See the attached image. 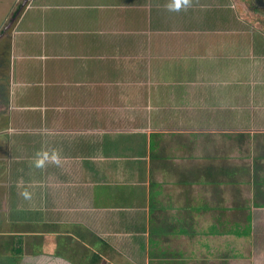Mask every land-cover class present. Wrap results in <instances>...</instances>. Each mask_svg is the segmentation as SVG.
Masks as SVG:
<instances>
[{
    "label": "crops",
    "instance_id": "crops-1",
    "mask_svg": "<svg viewBox=\"0 0 264 264\" xmlns=\"http://www.w3.org/2000/svg\"><path fill=\"white\" fill-rule=\"evenodd\" d=\"M20 1L0 0V248L264 264V0Z\"/></svg>",
    "mask_w": 264,
    "mask_h": 264
},
{
    "label": "rangeland",
    "instance_id": "rangeland-1",
    "mask_svg": "<svg viewBox=\"0 0 264 264\" xmlns=\"http://www.w3.org/2000/svg\"><path fill=\"white\" fill-rule=\"evenodd\" d=\"M22 1V0H21ZM21 1H20V3H21ZM188 3L189 2V0H184V3ZM206 2V1H205ZM204 2V3H205ZM19 4H15V5H13V8H14V10L16 9V7L18 6ZM172 11H176V10H172ZM0 13H1V11H0ZM10 17V15H7V17H6V19H5V21H4V23L6 22V21H8V20H10V19H8ZM169 24V23H168ZM134 25L133 24H131V26H130V28H132ZM2 27H3V25H2ZM1 27V28H2ZM0 28V29H1ZM8 36L7 37H4L6 40L9 38V34H7ZM3 60V59H2ZM5 176H7L5 173L3 174V172H2V170L0 171V183H1V185L0 186H3V187H6L7 186V183H8V180L6 179V177ZM8 177V176H7ZM1 242V241H0ZM3 250V251H2ZM24 258V257H23ZM34 258H38V257H36V256H34ZM33 258V259H34ZM24 259H27V262H28V264H30L31 262H32V264H38V262H41V260L39 259L38 260V262H37V260H32V256L30 257V256H28V257H25ZM19 260H21L20 259V256H15L13 253H9V251L8 250H4V249H2V248H0V264H18V262L17 261H19ZM20 264H26V263H24V262H21Z\"/></svg>",
    "mask_w": 264,
    "mask_h": 264
},
{
    "label": "flooded vegetation",
    "instance_id": "flooded-vegetation-1",
    "mask_svg": "<svg viewBox=\"0 0 264 264\" xmlns=\"http://www.w3.org/2000/svg\"><path fill=\"white\" fill-rule=\"evenodd\" d=\"M28 0H24V4L27 2ZM22 8V7H21ZM16 15V13H14V14H11L10 15V17L8 18V19H10V20H8V21H6L5 23H4V25H3V27L0 29V33L2 34V35H4V34H6L8 31H9V29H11L10 27H11V25H12V22H13V18H14V16Z\"/></svg>",
    "mask_w": 264,
    "mask_h": 264
},
{
    "label": "trees",
    "instance_id": "trees-1",
    "mask_svg": "<svg viewBox=\"0 0 264 264\" xmlns=\"http://www.w3.org/2000/svg\"><path fill=\"white\" fill-rule=\"evenodd\" d=\"M13 254L15 255V256H17V255H20L21 254V249H16V248H13Z\"/></svg>",
    "mask_w": 264,
    "mask_h": 264
}]
</instances>
